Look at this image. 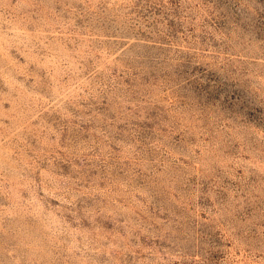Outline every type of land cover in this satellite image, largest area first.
Returning <instances> with one entry per match:
<instances>
[{"label":"rangeland","instance_id":"rangeland-1","mask_svg":"<svg viewBox=\"0 0 264 264\" xmlns=\"http://www.w3.org/2000/svg\"><path fill=\"white\" fill-rule=\"evenodd\" d=\"M0 264H264V0H0Z\"/></svg>","mask_w":264,"mask_h":264}]
</instances>
